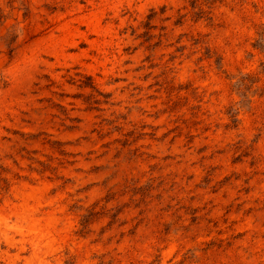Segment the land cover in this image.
I'll list each match as a JSON object with an SVG mask.
<instances>
[{
    "label": "rangeland",
    "instance_id": "374dc122",
    "mask_svg": "<svg viewBox=\"0 0 264 264\" xmlns=\"http://www.w3.org/2000/svg\"><path fill=\"white\" fill-rule=\"evenodd\" d=\"M20 208L0 264H264V0H0Z\"/></svg>",
    "mask_w": 264,
    "mask_h": 264
},
{
    "label": "bare ground",
    "instance_id": "6f19581e",
    "mask_svg": "<svg viewBox=\"0 0 264 264\" xmlns=\"http://www.w3.org/2000/svg\"><path fill=\"white\" fill-rule=\"evenodd\" d=\"M31 209H33V208H30L29 210H31ZM6 214H4V213L0 214V220L5 224V226H9V227L13 226L17 230H21L24 228V224H25V227L28 231L34 232L38 242H40L39 240H41V239H45V240L51 239L48 229L45 228L44 225L42 224V219L40 217L36 216L32 210L31 211H25L24 209L20 208L19 210L14 211L13 215L15 216L16 219L14 221H12L11 223H10L11 216L6 215ZM41 242H42V240H41ZM33 244L36 246L37 241Z\"/></svg>",
    "mask_w": 264,
    "mask_h": 264
}]
</instances>
